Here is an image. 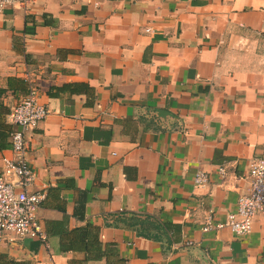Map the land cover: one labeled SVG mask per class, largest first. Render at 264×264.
Masks as SVG:
<instances>
[{"label": "crops", "instance_id": "crops-1", "mask_svg": "<svg viewBox=\"0 0 264 264\" xmlns=\"http://www.w3.org/2000/svg\"><path fill=\"white\" fill-rule=\"evenodd\" d=\"M30 82L49 110L27 134L46 241L9 234L0 263L264 264V217L204 230L264 158V0L0 8V172Z\"/></svg>", "mask_w": 264, "mask_h": 264}, {"label": "built area", "instance_id": "built-area-1", "mask_svg": "<svg viewBox=\"0 0 264 264\" xmlns=\"http://www.w3.org/2000/svg\"><path fill=\"white\" fill-rule=\"evenodd\" d=\"M31 0H0V8L23 5ZM49 115V110L37 98V89L30 82L28 95L14 107L10 120L14 127L10 134L12 157L4 156L0 172V243L7 235L15 239L35 238L43 243L46 235L37 222V211L46 198L44 192L32 191L35 173L27 160L29 142L27 134ZM223 177L227 171L219 167ZM248 180L250 185L238 201L235 213H229L224 223L210 221L205 231L230 229L237 236L249 234L257 216L264 217V158H252L249 163ZM195 186L202 188L210 183L208 173L199 171L194 176ZM194 241L187 239L184 247H192Z\"/></svg>", "mask_w": 264, "mask_h": 264}, {"label": "trees", "instance_id": "trees-1", "mask_svg": "<svg viewBox=\"0 0 264 264\" xmlns=\"http://www.w3.org/2000/svg\"><path fill=\"white\" fill-rule=\"evenodd\" d=\"M0 264H3V263H0ZM12 264H20V263H12Z\"/></svg>", "mask_w": 264, "mask_h": 264}]
</instances>
